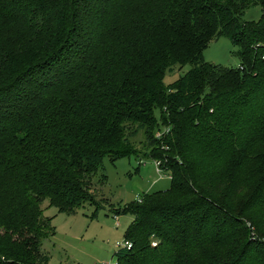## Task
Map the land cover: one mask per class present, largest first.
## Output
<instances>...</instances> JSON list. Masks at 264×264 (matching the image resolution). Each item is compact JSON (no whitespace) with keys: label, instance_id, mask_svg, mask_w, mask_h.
I'll return each mask as SVG.
<instances>
[{"label":"trees","instance_id":"1","mask_svg":"<svg viewBox=\"0 0 264 264\" xmlns=\"http://www.w3.org/2000/svg\"><path fill=\"white\" fill-rule=\"evenodd\" d=\"M223 35L238 67L204 59ZM140 131L171 185L114 209L118 264H264V0H0V264H47L42 204L98 205Z\"/></svg>","mask_w":264,"mask_h":264},{"label":"rangeland","instance_id":"2","mask_svg":"<svg viewBox=\"0 0 264 264\" xmlns=\"http://www.w3.org/2000/svg\"><path fill=\"white\" fill-rule=\"evenodd\" d=\"M261 15V6L252 5L246 9L243 19L258 21ZM239 51L240 47L223 35L214 39L205 49L204 59L238 67L241 63ZM189 68L173 67L167 72L166 84L175 81ZM132 141L140 154L121 157L116 161L106 157L96 178H93L91 190L98 197V205L88 203L76 213L69 214L58 212L56 207H47V201L42 204L44 214L51 218L55 232L45 235L42 240V250L48 256L47 264H116L118 258L115 253L121 250L116 242L125 240L133 216L129 213L117 214L114 209L134 202L145 192L170 187L171 179L160 177L155 161L141 156V153L149 151L143 132L132 136ZM103 175L105 178H102Z\"/></svg>","mask_w":264,"mask_h":264},{"label":"built area","instance_id":"3","mask_svg":"<svg viewBox=\"0 0 264 264\" xmlns=\"http://www.w3.org/2000/svg\"><path fill=\"white\" fill-rule=\"evenodd\" d=\"M170 132L169 128H165V126L156 132V138L161 139L163 138L167 133ZM168 148V146H166ZM156 163V171L160 175L161 178L167 176L168 178H172L171 173L162 167V161L159 159L154 160ZM140 199V198H139ZM141 200V199H140ZM116 246L119 247L120 249H131L133 244L130 240L125 239L124 241H118L116 242ZM103 264H112L111 262H104ZM118 264V262L116 263Z\"/></svg>","mask_w":264,"mask_h":264}]
</instances>
